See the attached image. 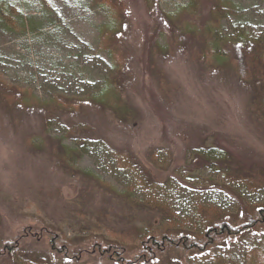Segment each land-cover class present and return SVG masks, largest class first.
Instances as JSON below:
<instances>
[{
    "label": "rangeland",
    "instance_id": "obj_1",
    "mask_svg": "<svg viewBox=\"0 0 264 264\" xmlns=\"http://www.w3.org/2000/svg\"><path fill=\"white\" fill-rule=\"evenodd\" d=\"M121 1L128 25L118 42L125 59L118 85L123 106L114 116L83 100L99 91L109 72L108 53L98 51V27L107 20L101 0H0L1 82L41 103L57 97L77 105L71 111L22 107L13 90L0 86V241L22 245L16 262L2 247L0 264H60L61 257L71 264H114L118 257L102 251L103 241L149 232L164 206L188 230L197 227L201 210L234 216L240 207L264 205V193L201 169L191 153L217 146L229 153L233 172L263 180L264 81L255 73L253 80L245 78L239 62L236 74L204 67L200 41L190 36L159 54L156 39L164 48L162 33L169 37L173 27L160 23L157 11L177 12L191 0H154L150 14L143 0ZM193 1L188 18L199 24L210 16L211 0ZM229 1L238 16L222 23L226 35L231 25L252 37L264 33V0ZM67 127L78 128L85 141L93 137L87 153L78 152ZM108 148L137 156L155 180L152 188H136V177ZM156 148L170 152L169 167L159 170L145 160L146 151ZM82 172L132 200L101 189ZM62 238L71 245H61ZM51 242L59 245L58 260ZM255 248L264 249V236L245 234L219 254L241 263ZM180 257L160 248L152 261L139 264H176Z\"/></svg>",
    "mask_w": 264,
    "mask_h": 264
},
{
    "label": "trees",
    "instance_id": "obj_2",
    "mask_svg": "<svg viewBox=\"0 0 264 264\" xmlns=\"http://www.w3.org/2000/svg\"><path fill=\"white\" fill-rule=\"evenodd\" d=\"M143 2L146 13L150 14L155 6L154 0H143ZM210 5V16L199 24H194L196 23L195 20L190 21L188 18V16L193 15L196 8V3L193 0H191L189 5L177 12L162 13L157 11V14L160 15L159 22H166L167 25L169 24L173 27V31L170 30L171 35L169 37L164 33L165 29L162 33L161 39L164 38L166 44L164 48L160 47L158 43L160 39H156L155 42L158 46L159 54L171 52L178 44L180 38L183 40L184 36H190L195 41H200L201 48L198 53V59L204 67L217 70L223 68L236 74L240 72V67L242 66L244 67L243 70H245L244 73H247L245 78H256L253 74L255 73L257 80L264 81V33L259 37H252L245 33L242 27L231 25L229 29L231 33L226 35L227 32H224L222 23L228 18L238 16L236 5L229 0H211ZM101 6L107 12V20L106 24L98 27V51L108 53L110 59L109 72L99 91L85 97L83 100L86 103L98 105L117 116L121 113L123 106L118 85L125 64L124 55L121 54L118 48V42L126 37L124 29L128 25L126 21L128 13L121 0H101ZM170 39L172 40L171 42L169 41ZM0 86L13 90L20 100H16L17 102L15 103L20 102L19 104L22 107L24 104L25 106L28 105V107L35 104L44 105V107L49 109L62 108V110L65 109L66 111H71V109H76L77 107L76 104L73 105L67 101L63 102L57 97H52L50 101L41 103L26 90L11 89V86L1 82V80ZM66 131L68 138L71 142H74L73 144L80 154L87 153L89 150L86 143L95 142V140H92L93 137L90 136L84 137L91 139L89 141L79 137L80 130L76 127H67ZM109 150L117 157L121 166L129 171L130 175L136 177L134 182L136 188L146 192L152 188L155 180L149 168L137 156L127 149ZM191 153H194L193 162L199 166L201 165V169L206 168L221 178L236 183L242 180L247 182L252 189L258 190V193H264V179L256 181L247 175L233 172L231 167H229L231 161L229 153L222 148L209 146L206 149H202L201 147ZM145 160L159 170L172 164L171 154L164 148L147 150ZM69 172L73 175L76 174L72 168H69ZM82 175L95 182L101 189L116 194L126 201L132 200L130 195L126 193L117 194L108 185H103L89 172H82ZM142 204V206L150 207L155 211L160 209L159 204H155V209L147 203ZM160 212L162 215L161 221L151 228L149 232L139 231V234L131 235L132 237L112 234V237L104 240V244L100 246L102 251L105 254H116L115 256L119 260H114V264H139L143 263V261L144 263L152 261L160 248L168 252L180 253V258L184 260L185 264H198L197 261L205 262L206 264H264V249L261 248H255L246 253L241 263H235L219 254V249L222 246L231 244L235 238L245 234L264 236V205L255 208L240 207V211L234 216H222L201 210L197 227L188 230L182 229L183 226L176 220L168 207L164 206L160 209ZM59 242H61V245H71L68 243L69 240L63 238ZM134 242L138 243V247H135ZM52 244L53 242L50 243L51 251L55 254H51L52 259L58 260L57 258L61 257L59 255L61 251L56 249L59 245ZM21 246H19V241H15V244L5 243V245L0 241V249L4 247L5 252L9 253L15 262L17 255L19 254L18 257L21 256L19 252ZM133 248L138 249L137 254L130 256ZM80 255L81 253H78V256ZM61 258L63 261L60 264H71L73 261L68 259V257ZM181 260L176 264H182Z\"/></svg>",
    "mask_w": 264,
    "mask_h": 264
}]
</instances>
